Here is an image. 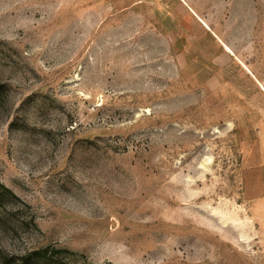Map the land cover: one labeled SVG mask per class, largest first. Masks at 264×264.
I'll return each instance as SVG.
<instances>
[{"label": "rangeland", "instance_id": "obj_1", "mask_svg": "<svg viewBox=\"0 0 264 264\" xmlns=\"http://www.w3.org/2000/svg\"><path fill=\"white\" fill-rule=\"evenodd\" d=\"M0 264H264V0H0Z\"/></svg>", "mask_w": 264, "mask_h": 264}, {"label": "trees", "instance_id": "obj_2", "mask_svg": "<svg viewBox=\"0 0 264 264\" xmlns=\"http://www.w3.org/2000/svg\"><path fill=\"white\" fill-rule=\"evenodd\" d=\"M8 192H9V191H8ZM36 253H37V252L33 251L32 253H30V255H32V254H36ZM37 254H38V253H37ZM30 255H29V256H30Z\"/></svg>", "mask_w": 264, "mask_h": 264}]
</instances>
